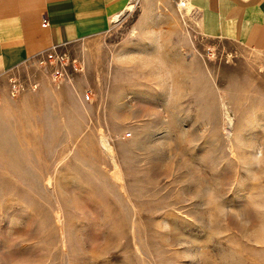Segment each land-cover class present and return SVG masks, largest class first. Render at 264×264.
Wrapping results in <instances>:
<instances>
[{"label": "rangeland", "instance_id": "1", "mask_svg": "<svg viewBox=\"0 0 264 264\" xmlns=\"http://www.w3.org/2000/svg\"><path fill=\"white\" fill-rule=\"evenodd\" d=\"M177 1L3 83L0 264H264V51Z\"/></svg>", "mask_w": 264, "mask_h": 264}, {"label": "crops", "instance_id": "2", "mask_svg": "<svg viewBox=\"0 0 264 264\" xmlns=\"http://www.w3.org/2000/svg\"><path fill=\"white\" fill-rule=\"evenodd\" d=\"M206 34L264 51V0H187ZM132 0H0V88L51 48L106 31ZM42 20L46 24L42 25Z\"/></svg>", "mask_w": 264, "mask_h": 264}, {"label": "built area", "instance_id": "3", "mask_svg": "<svg viewBox=\"0 0 264 264\" xmlns=\"http://www.w3.org/2000/svg\"><path fill=\"white\" fill-rule=\"evenodd\" d=\"M178 1H180V6L181 7H184L185 6V2H186V0H178ZM189 13L190 14H194L195 13V11L192 9V8H189ZM46 24V22H45V20H42V25H45ZM56 48V47H55ZM51 49H54V48H51ZM51 49H49V50H51ZM48 51V50H47ZM46 52V51H45ZM44 53V52H43ZM40 54H42V53H40ZM40 54H38L37 56H35V57H33V59L32 60H34V59H36L38 56H40ZM44 58L45 59H50V58H52V55L51 54H49V53H47V54H44ZM62 56H59V55H55L53 58L55 59V58H57V59H60ZM39 60V59H38ZM43 61H40V63H42ZM12 74L10 73L9 75H7L6 76V84H7V86H9V89H10V93H11V95L13 96V95H15L18 91H19V87H20V85H19V83H18V80L16 79V78H14V77H12L11 76ZM29 85H31V84H29ZM12 91H15V93L13 94V92ZM86 95V97H88V94H85Z\"/></svg>", "mask_w": 264, "mask_h": 264}, {"label": "bare ground", "instance_id": "4", "mask_svg": "<svg viewBox=\"0 0 264 264\" xmlns=\"http://www.w3.org/2000/svg\"><path fill=\"white\" fill-rule=\"evenodd\" d=\"M176 4L178 6H180V1H177ZM118 16H116L114 19H113V22H115L116 20H118L117 18ZM119 21V20H118ZM259 155V154H258ZM117 168V167H116ZM115 172V171H114ZM114 176H115V179H120V174H119V170L117 169V171L114 173Z\"/></svg>", "mask_w": 264, "mask_h": 264}]
</instances>
